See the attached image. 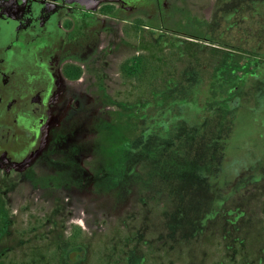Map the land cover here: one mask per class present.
I'll use <instances>...</instances> for the list:
<instances>
[{"label": "flooded vegetation", "instance_id": "obj_1", "mask_svg": "<svg viewBox=\"0 0 264 264\" xmlns=\"http://www.w3.org/2000/svg\"><path fill=\"white\" fill-rule=\"evenodd\" d=\"M262 9L264 0H0V264H264L258 166L212 167V181L199 168L192 187L156 189L145 187V160L129 151L116 168L97 148L134 111L179 108L177 89L209 92L217 78L220 93H236L240 49L232 74L223 49L212 74L187 51L208 48L204 38L241 47V13ZM133 31L136 51L119 58Z\"/></svg>", "mask_w": 264, "mask_h": 264}, {"label": "rangeland", "instance_id": "obj_2", "mask_svg": "<svg viewBox=\"0 0 264 264\" xmlns=\"http://www.w3.org/2000/svg\"><path fill=\"white\" fill-rule=\"evenodd\" d=\"M131 38L127 46H118L116 52L119 58H126L136 51L139 39L134 31ZM203 41L209 45L208 48L197 47L203 49L187 51V53L198 51V63L201 67L197 68L202 72L208 73L206 70H209V73H214L213 70L217 68L216 64L219 62L215 60L218 59L215 55L221 52L220 49L225 51L222 54L227 64L224 68L229 69L231 74L234 70L230 62L231 51L235 55L239 49L241 51V60L235 64L242 66L244 63H251V67L245 65L244 68H248L247 71L244 70L245 73L241 71V75L243 74L241 77L245 78L235 79V84L240 85L236 93L231 96V89H225L227 92H224V88L220 93L218 90L221 87L218 85H227V82L219 81L217 78H213L211 88H208L209 92L204 87V92L201 93L200 84L194 85L198 87L194 92L187 93L186 90L177 89L179 108L167 109L169 106L162 104L148 114L146 109L142 111L140 109L137 111L138 114L134 111L135 115L130 117L129 121H115L108 132H102L97 148L104 165L117 168L130 164L129 151L145 160L143 165L149 167L145 187L156 189L192 187L203 180L202 175L195 173L199 168L204 169L201 173L209 179L206 171L212 167L214 170H222L228 165L232 167L239 165L241 171L249 172L250 168L256 165L258 168L256 167L254 175L260 177L258 181L261 182L256 194L259 195L257 197L262 204L260 213L264 214V9L257 13H241V47L211 38H204ZM212 57L215 60L212 61L214 64L208 62ZM190 59L194 58L184 59L186 62H183L181 67L189 63ZM202 78L210 80L212 77ZM174 95L172 93L173 99ZM121 99L133 101L136 99V92H133L132 97L129 94L127 98L124 95ZM210 106H214V109L211 110ZM130 113L133 114L132 111ZM203 114L208 119H201ZM252 175L247 181L257 182ZM189 197L181 203L184 205L183 208L188 207ZM174 199L173 207H176L179 197ZM173 207L170 206V209ZM262 218L264 220L263 216ZM21 224H24V221L19 223V229L23 227ZM261 229H264V221L261 222Z\"/></svg>", "mask_w": 264, "mask_h": 264}, {"label": "trees", "instance_id": "obj_3", "mask_svg": "<svg viewBox=\"0 0 264 264\" xmlns=\"http://www.w3.org/2000/svg\"><path fill=\"white\" fill-rule=\"evenodd\" d=\"M245 65H249V66H250L251 63H250V62L247 63V64L244 63V64L241 66V71L244 72V73H245V71L248 70V68H244ZM250 67H251V66H250ZM244 70H245V71H244ZM242 75H243V74H242ZM242 75H241V76H242ZM231 77H232V76H231ZM244 78H245V77H241V79H244ZM231 79H232V78H231ZM243 81H245V80H243ZM243 81H242V82H243ZM242 82H241V83H242ZM234 94H235V93H231V96H233ZM210 109L213 110V109H214V106H210ZM204 114H206V113H204ZM204 114H203L200 118H201V119H208V117L205 116Z\"/></svg>", "mask_w": 264, "mask_h": 264}]
</instances>
